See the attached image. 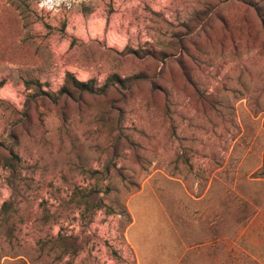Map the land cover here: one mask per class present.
I'll use <instances>...</instances> for the list:
<instances>
[{"label": "rangeland", "instance_id": "rangeland-1", "mask_svg": "<svg viewBox=\"0 0 264 264\" xmlns=\"http://www.w3.org/2000/svg\"><path fill=\"white\" fill-rule=\"evenodd\" d=\"M256 8L0 0V264H264Z\"/></svg>", "mask_w": 264, "mask_h": 264}, {"label": "trees", "instance_id": "trees-1", "mask_svg": "<svg viewBox=\"0 0 264 264\" xmlns=\"http://www.w3.org/2000/svg\"><path fill=\"white\" fill-rule=\"evenodd\" d=\"M256 11L258 12V14L260 15V17H262V23L264 26V15L261 13L262 10L260 8H256ZM72 79V87L79 92H86V93H94V88L91 84V82L88 83H82L77 81L74 77L70 76ZM146 78L141 77V76H134L131 77L129 79H125V80H120V78H118L117 76H111L108 79L107 84L104 86L102 91H105L107 88H109L110 86L115 85L116 83H128L129 82V86H132L134 83L138 82V81H142L145 80ZM69 89L67 87H64L61 90V93H69ZM263 178H264V174H263ZM99 194V193H98ZM78 197V200H77ZM76 203L78 205V208H80L81 206H86V209L89 210L90 208L93 211L96 210H100L102 208L105 207L104 201L102 198H92L91 194H87L84 195L81 192V195L78 194L76 195ZM7 204H5L6 206ZM129 224H132V221H130ZM74 242H76V238H74L73 235H68V234H64V233H60L57 237H51L50 238V244L51 246V250L54 252V254L59 257L62 258L66 255H69L71 253H75L76 254V250L74 249Z\"/></svg>", "mask_w": 264, "mask_h": 264}, {"label": "crops", "instance_id": "crops-1", "mask_svg": "<svg viewBox=\"0 0 264 264\" xmlns=\"http://www.w3.org/2000/svg\"><path fill=\"white\" fill-rule=\"evenodd\" d=\"M134 224H135V221H134V223L132 224V226H133ZM132 226H131V227H132ZM178 233H179V236H181L180 232H178ZM189 236H190V235H189ZM190 237H191V236H190ZM183 238L186 239V237H182V239H183ZM194 238H195V236H194ZM182 239H181V241H182ZM183 240H184V239H183ZM187 240H188V239H187ZM188 241H189V240H188ZM187 246H188V245L186 244L185 247H187Z\"/></svg>", "mask_w": 264, "mask_h": 264}]
</instances>
